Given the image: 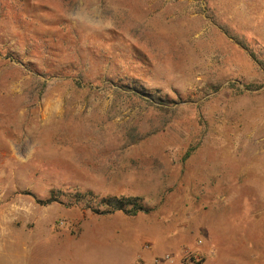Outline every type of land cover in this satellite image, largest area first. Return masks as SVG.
Listing matches in <instances>:
<instances>
[{"label": "rangeland", "instance_id": "374dc122", "mask_svg": "<svg viewBox=\"0 0 264 264\" xmlns=\"http://www.w3.org/2000/svg\"><path fill=\"white\" fill-rule=\"evenodd\" d=\"M227 30L264 47V0H0L13 53L0 54V210L21 229L41 216L73 234L112 221L42 248L1 232L0 264H85L79 250L136 264L117 226L168 240L185 264H264V70ZM132 82L175 103L158 109ZM87 190L94 206L136 196L148 211L67 205ZM51 192L63 203H37Z\"/></svg>", "mask_w": 264, "mask_h": 264}, {"label": "trees", "instance_id": "16d2710c", "mask_svg": "<svg viewBox=\"0 0 264 264\" xmlns=\"http://www.w3.org/2000/svg\"><path fill=\"white\" fill-rule=\"evenodd\" d=\"M227 34L235 40L241 47L246 49L251 57L261 66L264 70V47L260 44H253L251 41L247 39L244 34H240L237 32H231L230 30L226 31ZM0 54L4 55L7 58L13 57V53L9 50H5L4 45L0 44ZM80 84V81H76ZM128 90L132 92L134 95L139 96L142 99L154 104L158 109L162 110H170V105L175 103V100H170L168 97L162 96L159 94L158 90H150L145 88L142 85H138L134 82L126 84ZM236 87L238 94H242L245 91L238 85L233 84ZM257 87L253 83L245 84L246 89H253ZM220 90V86H209L208 92H218ZM196 150V146H192L187 151L185 158H189L194 151ZM69 201L67 202L68 206L74 205H83L87 209H91L93 212L102 213V214H112L116 211H121L129 216L135 217L140 212L148 211L140 197L129 196V197H106L102 198L97 202L98 206H94L91 202L95 199V193L91 190L87 191H78L74 196L68 194ZM37 203L40 205H50L53 203H63L61 202L59 196L56 195L55 192H51L50 196L47 199H36ZM196 262L194 256L191 258ZM196 264H201V262H196Z\"/></svg>", "mask_w": 264, "mask_h": 264}, {"label": "crops", "instance_id": "0c3cea01", "mask_svg": "<svg viewBox=\"0 0 264 264\" xmlns=\"http://www.w3.org/2000/svg\"><path fill=\"white\" fill-rule=\"evenodd\" d=\"M37 218V216L34 217V219ZM46 216H41L38 217L37 222L35 223V226L26 229V228H18L17 225V212L14 211H5V210H0V233L3 232L4 238H7L8 236L11 237V240L14 243H18V240L21 239L20 236L22 234H32V235H37L39 239L43 240H38V242L34 245V248H42L39 247L41 243H45L47 239L56 237L58 239L60 238H69L72 239L74 237H79L81 233L84 231V228L88 225H95V226H103L107 224L108 222L112 221H99V220H93L91 219L90 221H86L84 224H82V229L79 233H70L68 231H62L54 228H49L45 227L47 226V220ZM111 225L115 226V223L113 222ZM115 228V227H114ZM115 230H117V234L119 235L116 237V240L118 241L119 244H121L123 247L129 246L132 250V254L135 255L136 258H138L139 254H143V259L145 264H153V259L156 256H163L167 254L169 251H163V247L165 245H169V249H174V244L168 242V240L161 242V244L157 245L156 243L153 244L152 240L150 238L146 239L145 241H142L141 243L137 238H132L127 237L130 236V229L126 226L124 227H116ZM150 243L151 244V249L146 250L144 249V244ZM38 253H40L39 249L36 250ZM60 254V253H59ZM82 257V260H84L85 264H90L92 261V257H90L89 254H87V251L83 252L81 250L79 251H74L70 253V257L73 259H76L77 257ZM139 259H137L138 264ZM164 264H172L170 262H165ZM173 264H185L182 261H180L179 255L174 256V263Z\"/></svg>", "mask_w": 264, "mask_h": 264}, {"label": "built area", "instance_id": "2783aa9c", "mask_svg": "<svg viewBox=\"0 0 264 264\" xmlns=\"http://www.w3.org/2000/svg\"><path fill=\"white\" fill-rule=\"evenodd\" d=\"M201 243V242H200ZM144 249L146 250H150L151 249V244L150 243H146L144 244ZM191 253V250L190 249H185L184 250V255H188ZM143 254H139L138 255V259H139V262L138 264H145L144 262V259H143ZM165 262H170V263H174V255L173 254H170V253H167L163 256H156L154 259H153V264H164Z\"/></svg>", "mask_w": 264, "mask_h": 264}]
</instances>
